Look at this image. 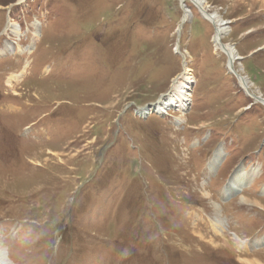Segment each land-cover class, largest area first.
I'll use <instances>...</instances> for the list:
<instances>
[{
    "label": "rangeland",
    "instance_id": "obj_1",
    "mask_svg": "<svg viewBox=\"0 0 264 264\" xmlns=\"http://www.w3.org/2000/svg\"><path fill=\"white\" fill-rule=\"evenodd\" d=\"M204 2L232 68L190 0H0L9 264H264V0Z\"/></svg>",
    "mask_w": 264,
    "mask_h": 264
},
{
    "label": "bare ground",
    "instance_id": "obj_2",
    "mask_svg": "<svg viewBox=\"0 0 264 264\" xmlns=\"http://www.w3.org/2000/svg\"><path fill=\"white\" fill-rule=\"evenodd\" d=\"M190 1H192L194 4H196L198 10L201 12L202 17L204 19H206L207 21H209L213 25V27L215 29V36H214L213 40L216 42V46L218 47V49L222 50L224 52V54L228 57V60H229L228 63L230 64V67H231V64H233V62L237 60L238 56L235 53L233 48L222 46L219 42L220 36L223 35V33L228 31V27H227L228 22L220 19L218 17V15L215 13L209 14L205 9L206 5H205L204 0H190ZM33 26L35 27V29H37V27H38V26H36V24H34ZM9 29H11L10 26H9ZM20 32L21 31H20L19 27H17L16 25L13 27V30L11 29V34L14 36H19ZM37 37L38 36H37V32H36L33 34V41L36 40ZM11 48H12L11 43L5 44V51H9ZM25 50L26 49L18 48V52L20 54L25 53L24 52ZM21 75L22 74H20L19 76L10 77V79H9L10 83L12 80L19 81V79L21 78ZM191 79H192V77L190 75H188V73H183L182 76L180 78L176 79V81L173 83V85L171 86L172 88H171L170 92L163 99H161L157 104H155L154 106H150L148 108L141 109V112H142L141 115L148 116V115H150V113H154L156 111L162 112L161 109L167 111V109H169V106H171L170 104H174V103L178 104V106H177L178 109L183 110L185 99H187L188 95L190 97L191 84H192ZM241 84L244 87H246L245 86L246 82L241 81ZM166 97H167V99H165ZM253 177L254 176H252L251 178H253ZM242 201L244 203H246V202L249 203V200H246L243 197L241 198V202ZM252 203H258V202L252 201ZM214 229H215V233H219L222 230V228L219 226H214ZM235 237L234 238L236 240L239 239L237 236H235ZM243 262L246 264H257V263H253V262H248L247 260H243ZM0 264H9L8 260L5 257V254L3 253V251H1V248H0Z\"/></svg>",
    "mask_w": 264,
    "mask_h": 264
}]
</instances>
